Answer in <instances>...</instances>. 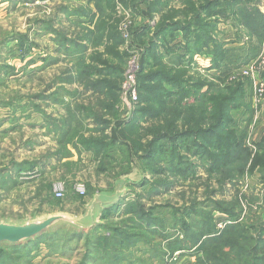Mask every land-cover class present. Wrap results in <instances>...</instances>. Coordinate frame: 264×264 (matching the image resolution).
Masks as SVG:
<instances>
[{"label":"trees","instance_id":"trees-1","mask_svg":"<svg viewBox=\"0 0 264 264\" xmlns=\"http://www.w3.org/2000/svg\"><path fill=\"white\" fill-rule=\"evenodd\" d=\"M45 1L54 2L48 12L45 10L48 6L41 4ZM57 1L25 0L43 10L33 19L36 28L32 32L38 37L50 35L56 46V62L71 63L65 74L56 78L63 85L70 82L77 85L75 94L65 91L64 97L75 99V95L87 94L91 101L70 109L63 97L66 112L60 120L41 111L56 150L48 151L47 160L44 157L19 163L10 160L5 169H0V188L8 192L17 173L44 169L43 162L49 163L48 159L53 158L58 165L70 158L68 146L78 154L90 153L100 172L113 169L111 163L104 162L112 152L121 156L125 164L135 158L150 178L143 175L139 182L129 185L140 192L146 187L145 196L136 194L127 201L124 197L102 210L100 223L89 232L63 228L25 245L4 247L26 248L40 238L50 240L64 233L62 244L66 239L70 240L69 245L82 242L81 248L77 245L74 252L75 264H161L165 252L170 256L190 253L194 258L196 254L199 264H264V220L254 227L251 224L254 215L238 224L236 189L245 175L257 174L264 184V133L258 142H253L252 156L246 143L253 117L251 100L248 101L251 94H247L249 82H227L233 71L255 58L263 44L264 14L258 8L259 0H177L178 9L170 7L171 0H86L84 6L76 8L70 7L67 0ZM125 12L132 22L129 46L138 50L140 58L136 75L138 101L129 115L121 119L120 94L128 49L117 27ZM157 15L159 19L152 26ZM82 16L88 18V26L84 25L85 21H72ZM137 17L145 22L138 26ZM220 25L232 29L233 40L246 38L252 43L250 57L248 53L237 57L226 47L229 34L220 30ZM178 35L183 44L169 48ZM12 40L18 44L21 60L30 54L27 53L30 44L35 43L29 30ZM168 54L175 55V60L165 61ZM195 56L209 57V67L203 73L196 70ZM31 57L24 64L25 70L37 62L36 57ZM46 58L40 59L41 70L49 66ZM7 67L0 69V79L15 70L13 66ZM210 71L218 74L211 75ZM234 114H238L244 126L241 127ZM79 117L91 121L94 127H86L82 133L74 122ZM73 137H77L75 142ZM66 164L70 165H63ZM200 169L206 175L205 202H193L192 196V203L181 209L172 208L167 202L156 203L179 182L190 186L199 181ZM212 180L216 184L213 190L209 186ZM227 183L233 189L232 204L215 199ZM44 185L46 190L39 188ZM50 186V181L42 178L37 191L40 203L50 204ZM95 193L106 192L86 190L82 196L83 200L88 197L84 206ZM251 197L248 201L253 204L258 197ZM206 204L211 207H204ZM213 211L224 213L233 221L219 235L212 222ZM42 215L33 213L28 217ZM26 217L0 220L20 221ZM247 224L254 234L246 228ZM71 248L73 251L74 247Z\"/></svg>","mask_w":264,"mask_h":264},{"label":"rangeland","instance_id":"rangeland-1","mask_svg":"<svg viewBox=\"0 0 264 264\" xmlns=\"http://www.w3.org/2000/svg\"><path fill=\"white\" fill-rule=\"evenodd\" d=\"M35 4H38V2ZM41 4L48 6H45L47 12L48 8L53 6L49 3ZM42 11L41 8L27 4L25 0H0V69H3V67L8 69V65L13 66L15 69L13 72L10 71L8 75L6 74L3 79H0V169L2 167L5 169L8 166L7 163L12 159L17 163L24 160H39L42 157L47 160L48 151L52 152L56 149L52 141V135L48 133L47 125H45L40 112L43 111L55 119H62L65 117L66 112L62 100L65 91L71 94L76 93L77 85L74 82L63 85L56 80L57 77L65 74L66 70L71 67V63L67 60L56 62V46L51 41L47 42L48 38H42L39 44L38 39L40 37L32 32V29L36 28L33 19L36 18V15L40 16ZM119 28L120 24L117 27L120 35ZM27 30H29L31 40H34L35 43L30 44V51L27 52L30 54H27L21 60L18 44L12 39L20 34H25ZM31 56L36 57L37 62H34L29 69L27 68L28 70H25L24 64L32 58ZM46 56L49 66L41 70L40 59ZM61 57L65 58L63 55ZM196 70L203 73L197 68ZM53 93L58 94V96L52 97L51 94ZM247 94H250L249 88ZM38 95L41 98H36ZM250 96L248 101L251 100ZM74 98L66 99L64 97L68 101L70 109L80 107V105L85 106L89 101L87 94L85 96L75 95ZM36 107L40 108L37 109ZM128 115L121 113V119ZM234 116L241 127L244 126L238 114H234ZM74 122L75 125L78 124L81 128L82 133H85L86 127H94L91 121H83L82 117L77 118ZM257 135L259 136L257 125L252 127L251 121L247 131L246 143L248 139H254ZM76 139L77 137H73L72 142H75ZM249 148L253 156L255 149ZM68 149L71 157L63 159L58 165L55 164L53 158L48 159L49 163L43 162L44 169L35 170L31 173H17L14 177L15 183L12 186L9 184V187H11L8 192L5 190L6 188H0V218L17 219L24 216L28 217L33 213L52 214L60 211L80 215L85 210L83 202L84 200L87 201L88 197L83 200L82 196L75 193L74 188L79 184L86 187L88 192L105 191V195L112 197L115 194L114 189L119 187V197H127L126 201L132 199L136 194L145 196L143 191L147 189L146 187L141 192L138 188L129 187L130 183L139 182L143 175L147 179L150 178L135 158L130 164H125L122 163L121 156L112 152L110 153L112 156H106L104 162L111 163L113 169L109 167L106 172H100L97 170V162L92 160L90 153L81 152L78 154L75 150H72L71 146H68ZM65 163H70V165L67 166L66 164L64 166ZM203 172V169L199 170V181L190 186L179 182L168 195L165 194L162 198H158L156 203L167 202L171 205L170 207L181 209L192 203L190 202L192 196L195 197L193 202L197 201L200 204L205 202L204 181L206 175ZM40 175H43V177H39ZM42 178L51 183L50 204L40 203V198L37 197ZM118 179L120 181L126 180L121 187L120 182L117 181ZM56 184H62L64 188L63 197L60 199H57L53 192V187ZM45 185L39 188H45L46 190L47 186ZM209 186L213 190L216 184L212 180ZM236 189L239 191L237 194L238 211H240L238 224L242 225L247 219L250 220L255 215V219L253 218L251 224L258 227L260 221L264 220V184L260 182L259 175H245L236 184ZM232 194L233 189L227 183L215 199H221L225 203L230 202L232 204L234 202ZM251 196L258 197L257 200H253V204L248 201L252 198ZM204 207L211 206L206 204ZM168 211H171V209L168 208ZM120 212H122V206ZM211 217L216 235L221 234L225 225L233 223L229 216L218 211H213ZM245 226L252 234L255 233L248 224ZM63 234H57L50 240L47 237L40 238L30 243L26 248L10 249L1 246L0 264H75L74 252L78 250L77 245L81 248L82 242L77 244V241H74L69 245L70 240L67 241L66 239V242L62 244ZM71 247H74L73 251ZM165 253L164 262L161 264H199L196 263V254L194 258L193 254L190 253L183 256L174 253L171 255L172 257L167 252ZM69 257H72V259L74 257V260L69 259ZM184 257L186 259L181 260ZM29 260L30 262H28Z\"/></svg>","mask_w":264,"mask_h":264},{"label":"built area","instance_id":"built-area-1","mask_svg":"<svg viewBox=\"0 0 264 264\" xmlns=\"http://www.w3.org/2000/svg\"><path fill=\"white\" fill-rule=\"evenodd\" d=\"M121 12V10H120ZM129 13H124V19L120 23V35L124 40L125 46L128 49V58L125 65L124 80L121 85L120 94V109L125 115H128L135 104L138 101L137 86H136V75L139 71V52L137 49L129 46L131 34L130 28L132 25ZM198 70L199 66H195ZM238 80H247L249 82L250 93H251V108L253 110L252 127L259 123L261 118V111L264 107V47L262 46L257 57L247 63L244 67L233 71L227 82L231 83ZM221 86V85H220ZM247 144L249 147L254 148L253 139H248ZM54 195L57 199L63 197V185L56 184L53 187ZM75 193L80 196L86 194V188L79 184L74 188Z\"/></svg>","mask_w":264,"mask_h":264},{"label":"water","instance_id":"water-1","mask_svg":"<svg viewBox=\"0 0 264 264\" xmlns=\"http://www.w3.org/2000/svg\"><path fill=\"white\" fill-rule=\"evenodd\" d=\"M126 180H119L120 187ZM130 183L129 185H131ZM120 189H115L112 196L95 193L85 205L84 213L74 215L68 212L44 214L33 218L26 217L20 221L0 220V247L25 245L41 235L58 229H70L77 232H89L99 223L102 210L110 208L120 200ZM119 197V198H118Z\"/></svg>","mask_w":264,"mask_h":264},{"label":"crops","instance_id":"crops-1","mask_svg":"<svg viewBox=\"0 0 264 264\" xmlns=\"http://www.w3.org/2000/svg\"><path fill=\"white\" fill-rule=\"evenodd\" d=\"M69 2H68V4H69V6L70 7H78V6H84L85 5V2H86V0H72V1H70V0H68ZM57 2H59V1H57ZM44 4H54V2L53 3H50L49 1H45V2H43ZM73 5V6H72ZM93 6V3L92 2H90V4H89V7H92ZM170 7H173L174 9H178L180 6H179V4H178V1L177 0H171V2H170ZM258 8H259V10H260V12L261 13H263L264 14V0H259V3H258ZM158 19H159V16L157 15L156 17H155V19H154V22L151 24L152 26H154L155 24H156V22L158 21ZM82 21V22H84V25L85 26H88V23H87V20H88V18H86V17H80L79 19H76V18H74L72 21ZM145 21H144V19H142L141 17H137L136 19H135V24H137L138 26L139 25H141V24H143ZM219 29L220 30H224V31H226V33H228L229 34V36H228V38H226L225 39V45H226V47L228 48V49H230V50H232L233 51V54L235 55V56H237V57H242L244 54H249V57H250V55H251V53H250V51L249 50H251L252 51V49H250V46L252 45V43H249V42H247V40H246V38H244L243 40H241V41H235V40H233L234 39V37H233V35H232V29L230 28V27H228V26H225V25H220L219 26ZM70 30V29H69ZM40 37V39H38V42H39V44H40V42H41V39L42 38H48L47 40V42H49L50 41V35H47V34H44V35H42V36H39ZM45 40V39H44ZM183 44V41H182V38H181V35H178L176 38H175V40L172 42V43H170V45H168L169 46V48H175V47H178V46H180V45H182ZM262 46L264 47V40H263V44H262ZM261 46V47H262ZM261 47H260V49H261ZM260 49L256 52V56H255V58L257 57V55L259 54V51H260ZM241 50H245L246 51V53H244L245 51H241ZM253 55V54H252ZM175 58V55H173V54H168V55H165L164 56V60L165 61H173V60H175L174 59ZM254 58V59H255ZM253 58H251L250 59V61H252V60H254ZM249 61V62H250ZM194 62H195V64L197 65V66H199L200 67V69H202L203 70V72L206 70V68H208L209 67V57H207V56H195L194 57ZM248 62V63H249ZM245 66V65H244ZM244 66H242V67H244ZM241 67V68H242ZM240 69V68H239ZM236 71V70H235ZM209 74H211V75H216V74H218V72L217 71H210L209 72ZM250 90V89H249ZM251 94V93H250ZM260 122L259 123H257V132L259 133V136L257 135V137L255 136V138L253 139V142H258L259 141V139H260V137L262 136V134L264 133V107H263V109H262V111H261V118H260V120H259ZM259 127V128H258ZM89 158V157H88ZM183 259H186L185 257L184 258H182L181 260H183ZM179 264H181V263H179Z\"/></svg>","mask_w":264,"mask_h":264}]
</instances>
